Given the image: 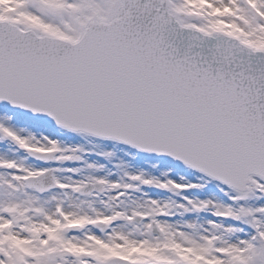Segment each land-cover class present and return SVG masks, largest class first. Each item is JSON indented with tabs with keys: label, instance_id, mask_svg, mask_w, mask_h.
Here are the masks:
<instances>
[{
	"label": "snow or ice",
	"instance_id": "1",
	"mask_svg": "<svg viewBox=\"0 0 264 264\" xmlns=\"http://www.w3.org/2000/svg\"><path fill=\"white\" fill-rule=\"evenodd\" d=\"M0 264H264V0H0Z\"/></svg>",
	"mask_w": 264,
	"mask_h": 264
}]
</instances>
